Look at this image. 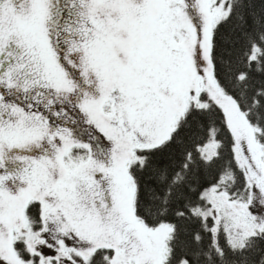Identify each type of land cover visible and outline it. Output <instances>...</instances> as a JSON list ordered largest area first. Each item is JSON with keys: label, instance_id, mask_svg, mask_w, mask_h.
Returning a JSON list of instances; mask_svg holds the SVG:
<instances>
[{"label": "snow or ice", "instance_id": "6c2138e0", "mask_svg": "<svg viewBox=\"0 0 264 264\" xmlns=\"http://www.w3.org/2000/svg\"><path fill=\"white\" fill-rule=\"evenodd\" d=\"M0 264H264V0H0Z\"/></svg>", "mask_w": 264, "mask_h": 264}]
</instances>
